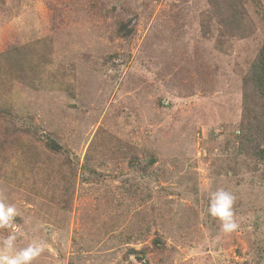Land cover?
<instances>
[{
	"label": "rangeland",
	"instance_id": "1",
	"mask_svg": "<svg viewBox=\"0 0 264 264\" xmlns=\"http://www.w3.org/2000/svg\"><path fill=\"white\" fill-rule=\"evenodd\" d=\"M263 41L264 0H0L16 247L47 241L32 264H264Z\"/></svg>",
	"mask_w": 264,
	"mask_h": 264
},
{
	"label": "clouds",
	"instance_id": "2",
	"mask_svg": "<svg viewBox=\"0 0 264 264\" xmlns=\"http://www.w3.org/2000/svg\"><path fill=\"white\" fill-rule=\"evenodd\" d=\"M235 200V195L223 188L210 194L209 214L219 219L225 234L235 232L240 227L234 217ZM17 214L19 213L14 204H6L0 199V230H9L7 235H0V264H32L48 247L47 241L40 238H34L26 247H16L18 226L13 217Z\"/></svg>",
	"mask_w": 264,
	"mask_h": 264
},
{
	"label": "trees",
	"instance_id": "3",
	"mask_svg": "<svg viewBox=\"0 0 264 264\" xmlns=\"http://www.w3.org/2000/svg\"><path fill=\"white\" fill-rule=\"evenodd\" d=\"M249 80L254 84L257 94L264 100V41L258 52L256 60L251 65ZM245 80V82H247ZM264 155V150H263Z\"/></svg>",
	"mask_w": 264,
	"mask_h": 264
}]
</instances>
